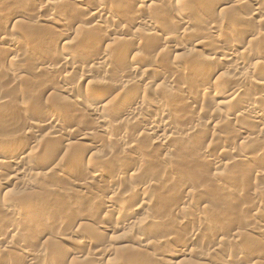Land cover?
Segmentation results:
<instances>
[{
	"label": "rangeland",
	"instance_id": "1",
	"mask_svg": "<svg viewBox=\"0 0 264 264\" xmlns=\"http://www.w3.org/2000/svg\"><path fill=\"white\" fill-rule=\"evenodd\" d=\"M45 1H47V0H0V39L3 36H6L7 34L13 33V34H15V35H13V37L15 36L14 39L15 40L17 39L16 41L18 43L17 44L18 48H20L21 45L26 44V43L28 45H32L34 47H40L41 44L43 45V46H41L42 48L40 47L41 50L39 49L40 51L35 53L36 56H35V54L29 55V56L25 55L26 59L24 57V59H25L24 64L28 65V67H26L27 69L26 68H24V69L18 68L17 65L16 66L11 65L10 61H11V58L13 57V55L10 56L11 54L9 52H7V51L2 52L0 50V53H2V54H0V97L8 95L7 100H9V99H10V101H11V99L13 100L12 105H9V106L5 105L3 107V109L5 111L2 109V111H3L2 116L3 117L0 116V118L2 117L3 120L0 119V121H1L0 122V137H1L0 139L5 138L6 136L12 134L13 131L11 132L12 129L9 127L10 126L9 124H10V121L12 123V121L14 119H15L14 122L17 121L16 125H18V127L28 128L31 126L30 125V122H31L30 118L32 116H29V114L25 115L26 113L23 114V112L21 113L18 110L17 105L19 103H22V102H23L22 106L26 105V108H28V109H29V107L33 106V107H35V108H33V110H35L36 107L39 105V107H37L38 108L37 111L38 110L41 111V109L47 108V109L52 110V111L54 110L53 112H55L56 114L62 115L64 117V119L66 120V123L64 125H62V128H65V130L68 128H69L68 130H71L72 128L74 129V128L78 127V128H82L85 130H87V128L88 129L91 128V129H94L96 131L97 129H96V126L94 125L95 121H93L94 120L93 117L89 116V114H87L86 112L85 113L83 112L84 115L82 112H80V113L72 116L71 114H69L67 112V111H69V109H68L69 106L67 107L65 105V104H67V102H65V104L64 103L62 104L61 102L63 101V99L65 100V99L71 98L73 94L77 93V88L79 86L78 82L80 81V79L82 80V73L85 74V72H86L85 70L89 69V68H87L90 65L89 63H92L91 61L88 63V59H87V61H85L86 59L84 60V58L88 56V54H89L88 50H90V48H92L91 46H93V48L96 50L98 49L97 51H99V50L103 51L104 49H106V47L110 50H112L113 48L117 49V48L121 47L122 44L125 45L126 41L128 40L127 38H129V36L133 33H136L138 35L140 34V37H142V40H144V41L141 40L142 43L140 42V43L134 44L132 46L134 49H131V51L129 50L127 52V55L123 56L121 58V60L124 59L123 61H124L125 65L127 63H128V65H130L131 63L134 64L132 62L134 54H139V56H142L141 58H144L141 61V62H143V60H145L142 63V66H145V64L146 65L152 64L150 69L153 68V65H154V67H157V66H160L162 64L161 65L162 67L160 66L162 69L164 68L166 71H168L171 68V70L174 71L177 69L174 68L172 65H169V64H174L175 62L176 63H182V69L181 68L178 69L177 72L174 71L175 72V74H174L175 78L174 77L173 78L168 77V76H164V77L156 76L151 71L143 74V72H140V70H138V74H136V75L141 77L142 80L140 79L141 82L134 84V86L137 88V89L135 88V90H137L139 93L142 92V95H145V98H147V100L150 101L152 99L151 102L148 101L149 104L146 105V107H149V108L147 110H144V111L142 110V112H145L144 114L147 113L146 115L151 116V114H153L155 112H156V114L161 112L160 110L162 109V112L164 111L167 115V117H166L167 119L165 118V116L163 117V119H166L167 121L173 123L174 124L173 126L177 125V128L178 127L180 128V129H178L179 131L185 129L184 127H186V126L189 127V126L196 125V124L204 125L206 123H209L210 120H213V121L221 120V121H220V125L218 127H215L213 130H211L212 129L211 125L208 128H203L202 131H206L205 134H204V132L201 131L198 133V137H197V134H194V135H196V136L193 135L194 137L189 136L190 139L189 138L180 139L182 137H178L180 140L178 139L177 141H174V139H176L177 137L171 138L170 141L171 140L172 141L170 142L168 149L164 150V151L161 148L158 149V147L152 148L153 150L149 149L150 143L146 141L148 139L147 138L142 139L141 132L139 131V130H142V129H140V124L136 125L135 122H134L135 127L132 126L130 128V131H129V129L124 130V128H120V126H117V129H115V128L112 129L110 131L109 135H111V137L113 139L109 135L107 137L102 138V139H104V138L110 139L111 144L105 143L106 141L109 142V140L107 139L105 142L102 143L103 146H101V145L99 146L97 151L95 150L94 153H93V151L88 152V154L85 150H81L82 147L79 146V141L76 139L75 135H68V136L64 135L63 139H60V141L55 140V141H53V143H52V141L50 143L45 142L46 137H44L45 136L44 134L47 132H50V131H54V129H51V130L46 129V127L44 125H42L41 122L39 124L42 126L35 129V131L37 133H33V134L31 133L35 137V139L32 135H29V134L24 135L23 133H21V134L20 133H17V134L14 133V134L18 135L17 139L20 142L21 141L24 142V143H22L24 145V147H28L27 148L28 150L35 151L36 155L32 152L31 153L32 155L30 157L31 159H29V161H31V162L33 161L34 164L38 163L37 164L38 166L40 164L39 168H41V166L47 167L49 164H53V163H61V164H62V162H63V164L67 163L69 155L71 156L72 152H75L72 154H78V152H79V154H82L81 153L82 151L86 152V153H84V152L83 153H84V155L87 154V155H85V157H86V160L88 163H89V160L87 158H90L89 155H94V154H96V152H97L96 155L99 154L98 156H95V157L93 156L95 158V159L93 158L94 161L92 160V157L90 158V160H91L90 162H92V163H90V165H91L90 168H88L89 164L87 165L86 161H85V163H83V165L79 164L78 166L73 167V168L70 166H67L68 168L66 166H64V167H66L65 171L68 173L67 174L64 171V173H66L68 175V176L65 175L66 178H57L54 175L50 176L51 178L53 177L52 178L53 180L49 179L46 181V182H49L50 180H52L50 183L43 182V186H42V184L40 186H38L40 183H42V181L40 183H38L37 185L33 184L35 181H40L37 178H35L34 179L35 181H34L33 179L29 178L30 176L27 177V178H29L28 179L29 184L31 186H33L30 188V185H29V189L34 188L32 191L37 190L36 192H31L29 190L23 189L22 181H19L17 183L18 180L11 178V174H10L11 170L1 171V173H0V201L1 200L2 201L3 200L10 201V203H11V201L17 202L18 201L17 199H20V200L22 199L20 197H23L22 200H24L25 197L29 198V197H32L33 195L39 194L38 193L39 189L40 190L42 189L40 194L46 196V198L45 197H42V198L38 197V196H40V195H38V196H36V197L34 196V197L35 198L38 197V199L39 198H41V199L38 200V199L33 198V200H31L32 198H30L28 201L31 200L32 201L31 204L34 205V209L36 206H37L36 209H38L39 207H41V205H39L40 202L37 203V201L41 200V203H44L43 201L45 199H47V200H45L46 202L42 205H44V208H46V209H48V208L51 209L49 212H52L50 215L51 221L49 222L50 224L48 225V227L44 228L42 225V227L39 228L37 226L38 224L34 225L33 223H31L34 226L30 225L29 222H31L32 219L29 221L28 220L25 221V218H27L26 215L29 214L28 210H30V209H27V206L29 207L30 204H28V202H23V201L17 202V205L21 204L22 207L20 205L18 206L20 208H18L19 211L17 210L16 214L17 215L19 214L18 216H20V217H22V219H24L25 222L23 220L22 221L25 224L28 223V225H25V226H23L24 225L23 222L21 224V227L23 226L22 227L23 229H25V228L28 229V230L25 229V233L27 234L29 232L27 234L26 242H24V243H27V242L28 243L25 245L24 244H22V245L23 246L27 245L28 246L27 248L29 250L33 249L32 251H37V250L41 251L44 249L46 251L45 254L46 253L49 254V256L47 254L45 255L46 260H44V261L47 263L50 261V257L52 255H54L52 253L56 252L55 254L57 255L58 259H61V260H58L57 258L55 259L54 257L56 255H54L53 260L50 261V262H52V264H55V263L56 264H61V263L62 264H85V263H83L84 261L82 262V260H84L85 258H83L82 260L76 259V256H77L76 254L68 255L66 253L67 255L65 254L63 256H60L62 253L60 251V249L62 250V248H61L62 245H67V243L63 244L62 242H58L59 241L58 238L60 237V235H62L64 233H65V237H67L70 240L73 239V241H76L78 243V244L77 243L72 244V245H74L73 246L74 251L76 250V252L83 257L86 256V259L89 258L88 261H91L92 262V263L90 262L91 264H152V263L156 264V260L159 258V256H162L163 254L168 255L170 253V251H172V250L179 251L181 249L185 250L189 255H186L183 257H182V255H178V256L177 255L176 256L175 255L174 256L169 255L167 257V259H168V261H170V263H167V264H222L224 261H226L224 263L228 262L229 264H247V263L250 264V261H251V264H252V262L255 263V261H257V260L260 261L262 264L263 262L261 259L264 256V236H258L257 234H254L253 228L255 229V227L262 225L261 221H263V219H264V217H263L264 216V195H263L264 194L263 193L264 192V177H263L264 175L258 177V175H261L259 171H261L262 173L264 172V148H263L264 144L259 145L260 143H264V132L262 133L264 128H263V125H260L256 121L250 122L251 120L247 121V119H242V118L233 120L231 118L232 116L230 114H234L233 108H235V105H233L232 103L226 104V105L219 104L218 106L216 105L217 107L215 106V104L217 102H221V101L223 102L225 99L227 100L228 98H231L230 89H232L233 86H237L238 84L239 85L242 84V86H243V84H245V82H243V83L241 81L237 82L239 80L236 81V79H234L237 76L236 72L234 70L232 71V68L229 69V67L225 66L226 64H224V62H222V61L218 62L216 60L214 61L215 56L213 55V46L215 45L216 40L211 38V37L207 39V42L209 43L208 46H210L211 48L210 47H208V49L207 48L206 49L196 48L195 44L198 42L199 37L205 35L204 31H202L201 27H199V26H195V29H193V27H192V29L190 30L191 32L188 31V33H186L187 35L185 34V36L183 35V37H180V36H182V35H180L181 30H179L181 25L179 23H177V19L175 18V15H174L175 13H174L173 9H176V8L179 9L178 7L184 8L185 5L183 6V3L185 4L188 1H202V0H185L186 2L182 1V0H171V1L170 0H155L154 2H156V3L153 2L155 5H153V6L150 5L148 7L145 5L139 6V4L137 3V0H84V2L82 3L83 5L82 4L81 5L80 4H74V5L72 4V6H71V4H68V5H66L67 6L66 9H69V7L71 6L70 9H72L73 12L70 10L65 11L64 13H66L65 14L66 18L65 19L63 18V22H65V20H66L65 23L67 24L68 27L70 26L67 29V30H69V32L73 31V29H74V32H71L72 34H71L69 41L72 40L71 42L73 45L75 43V46L73 47V49H70V50L77 52L79 57L81 55V58L84 60L83 61L84 64H82V66L77 67V69H75V70H71V68H70L71 66L68 65L69 68L66 67L64 69H61L60 73H57L55 75L52 74L51 76L50 75L48 76L47 74H44V75L40 76V71L39 72L36 71V73L34 72L35 75H33L34 73L30 72V70H28V68H30L31 66L33 68H35L36 64L40 61H42L45 64L47 62L51 65L58 63V61H56V60H59V58H62V56L66 57L67 54L70 52V51H68L67 48L61 49L60 46L54 47L53 49L51 47V45L53 44L51 42L52 38L58 39V37L61 36V34H62V36L64 35L63 36L64 39L68 38L67 31L61 32L62 30H60V28H58L53 23V21L55 22L64 16V13L61 14L62 13L61 11H64L66 6H64V8H60V10L61 9H64V10H61V11L56 10L54 12V13H56L58 11L59 12L58 14L57 13L53 14V12H52L53 15H49L51 13L49 12V14H48V10L45 7V5H46ZM60 1H63L64 4L66 3L65 2L66 0H60ZM109 2H111V3H109ZM67 3H72V2H71V0H68ZM107 3L111 4V5L119 3L115 6L108 5L111 8L113 7V9H115V10L118 9V7L120 9L123 7L122 8L123 10L124 9L127 10V7H128V11H130V12L132 11V15H134V16L131 15V17H130L129 16L130 14H129L127 16L130 18L126 17V18H128L127 20H126V18L124 19V17L121 19H118V21H119L118 23H122V25H123L122 27H124V29L122 30V32H119L116 34L106 33L105 35H103L104 41L101 43V45L98 46V42L88 44L89 39L86 41V38H88V35L90 37V33L88 35H83L80 32L87 34V31L84 32V29H82L83 31L79 29L81 27L83 28V26L85 27L86 20L88 21V19L84 18V12H86L85 10L93 9L94 7H97L99 5H105ZM171 3H172V5H171ZM159 4H161V5H159ZM175 4H177L179 6H177ZM187 4L190 5L189 3H187ZM191 4L194 5L193 3H191ZM169 5L171 7L173 6V8H171ZM188 5H186V6L188 7ZM116 6H118V7H116ZM138 6H139V8H138ZM186 6H185V8H186ZM45 9L47 11H45ZM233 9H235V7ZM233 9L231 8V11L235 12V14L237 16L239 14L244 16L247 13H249L250 7L245 6V8H241L238 10L237 9L233 10ZM17 10L18 11L20 10V12L25 10L24 12L25 13L27 12V13L24 15H20V16L16 17L15 13L18 12ZM47 14L49 16H52V17H49L50 19L47 18V16H48ZM81 14H83V15H81ZM146 15H153L154 17H156L159 20L160 24L163 26L162 27L160 25V33H158V35H161V36H157L156 34L152 33V31H150L149 29H146L145 27H143L142 25L139 24V21L142 22L145 20ZM42 16L45 18H42ZM69 16H70V18H69ZM75 16H77V18L78 17H80V18H78V20H77V18ZM40 17L42 19H46L47 21L49 19V22L51 21V23H49L47 21H43L42 19H40ZM74 17L77 21L74 20L75 22L74 21L71 22L70 19L72 18L71 20H73ZM81 17H82V19H81ZM241 17H238V18H241ZM249 17H250V15H249ZM51 19H54V20H51ZM79 19H81L82 21L81 20L79 21ZM122 19H124L125 21ZM129 19H131V21ZM252 19L254 20L255 17L254 16L251 17V22H253ZM259 19L260 18H256L257 21ZM137 20H138V23H136ZM236 20H234L235 24L233 21L226 23V25L224 26V30H225L224 34L225 33L226 34L221 38V40H223L225 42L227 41L226 43H229L234 48V50L241 51L243 49V47L247 46L249 43V39L251 38L250 34H252V30H253V28H252L253 25H255L254 28H260L261 26L257 23L253 24L254 22L253 23L249 22L250 19L248 20V22L246 21L248 24L245 22V24H247L245 26L242 24L243 21H239V19L237 21ZM59 21H61V20H59ZM127 21H128V23H127ZM237 22L239 23V25L237 24ZM68 23H69V25H68ZM239 28H241V29H239ZM47 29H49V30H47ZM70 29H72V30H70ZM78 29L80 32H78ZM161 29H163V30L161 31ZM43 30L46 31L44 33H47L48 37L46 36V34L41 35L43 33ZM48 31H49L50 35H48L49 34ZM97 31L99 33V30H97ZM176 31H178L179 33H177ZM171 32H173V33H171ZM77 33H80V35L83 36L82 38L84 41H86V43L81 42L80 41L81 38L79 39V41L75 40V37H76V39H78L77 37H80V35L79 34L77 35ZM163 34H165V36ZM168 34H171V35L177 34L178 35V36H176L177 39L171 40L173 42H171L170 40H169V42L167 40L163 41V39ZM247 34L250 36H248ZM43 36L44 37L46 36L48 39L45 40L46 37L43 38ZM190 36H193V37H190ZM39 37H41L40 39H41V41H43L44 44L40 41ZM26 38H28V39H26ZM182 38H183V40H182ZM196 38H198V39H196ZM50 42H51V44H50ZM147 42H149V43H147ZM165 42H167V43H165ZM76 43L78 44V46L79 45L83 46V51L79 50L80 46L79 47L76 46L77 45ZM259 44H257V45L264 47V41L262 44H261V42H259ZM48 45H50V46H48ZM170 45L176 46L177 49L175 51L173 49V51H172L169 47ZM44 46H45V48H44ZM136 47H137V49H136ZM240 47L242 49H240ZM99 48H102V49H99ZM156 48H157V50H156ZM195 49H197V50H195ZM47 50H49V51H47ZM53 50H55V52ZM153 50H155V51H153ZM73 51H72L73 55H77ZM79 51L81 53L80 55H79ZM198 51H200V53ZM42 52H43V54H42ZM193 52H195V53H193ZM154 53H156V54H154ZM84 54L87 56H85ZM40 55H41V57H40ZM44 55H46V56H44ZM144 55L145 56L148 55V56L145 57ZM2 56L5 58H3ZM151 56L153 58H151L149 60L145 59V58H150ZM30 57H33V58L30 59ZM38 57H39V59H38ZM49 57H50V59H49ZM186 57L189 59H187ZM208 58L212 59V63H208V60H207V62L205 61ZM152 59L153 60L155 59V60L153 62H150ZM165 61L167 64L165 63ZM203 61L206 63H204ZM209 62H210V60H209ZM27 65H25V66H27ZM3 69L8 70L9 73L12 72L13 74L23 76L22 83L19 84L18 87H16V91L20 92L19 94H21L20 95L22 97V98H20L21 101H19V99L17 98L18 94L14 95L13 92H15V91L14 90H12L13 92L11 91L12 87L9 85L10 82L8 83V80H6V79H9L10 77L6 74L7 71L6 70L4 71ZM30 69L32 70V68H30ZM115 70H118V69L116 68ZM32 71H34V69ZM170 71H168V72H170ZM250 72L251 71H249V72L244 71V73L247 74L248 77L252 76V72L251 73ZM3 74H5V75H3ZM65 74L67 76H69V79L72 80V81L70 80V82L72 83L71 87L73 88L72 89L73 91L70 92L69 96L68 95L66 96V94L62 93V90H61V79H60V77H61V75H65ZM114 74H117V73L113 72V74H110V76H108L107 78H111V75L114 76ZM234 75H236V76H234ZM92 76H93L94 80H100V79L104 78L103 75L98 74V72L92 73ZM116 76H115V79H116ZM170 76H171V73H170ZM46 77H48V78H46ZM73 77H75V78H73ZM24 78H26V79H24ZM52 78H54V79H52ZM111 79H113V78H111ZM125 79H127V78H125ZM108 80H110V79H108ZM147 80H149V81H147ZM150 80H153V82L156 81V85H158L160 83H161L160 84L161 86L163 84H165V86H167V84H170V85L172 84V86H174L173 87L174 89L176 88L175 85L178 86L177 88H181L182 86H184V89H186L188 87L187 89L191 90L192 93L194 92L193 101H190L192 103L189 105L190 109H188V113L185 112L187 110L184 111V109L182 107L183 104H181L182 102L179 100L180 98L177 95H174L175 94L174 92L172 93V95L170 94L171 92H168L167 93L168 95H167L165 93L167 91H166V89H164V87H162V89H161V87L159 88L158 86L150 87L148 85H145V83H146L145 81H147V83H148V82H150ZM110 81H112V83H113V81H116V80H110ZM26 82H27V84H25ZM43 82L44 83L46 82L47 84L45 83V86H43L44 85ZM143 82H144V84H143ZM23 84H25V85H23ZM40 84L41 85L43 84V85L40 86ZM27 85H29V86H27ZM46 85L48 86L47 88H46ZM20 86H24V89ZM49 86L53 89L52 94H50L49 92L46 93V91L50 88ZM147 86L149 88H147ZM6 87H9V89H6ZM43 87H45V88H43ZM108 87L104 88L105 90L103 91V93L105 92L104 95L106 98V101H104V102H107L109 99H111V97H109V96H113V94H114L111 91L112 88L111 87L108 88ZM261 88L262 87H260L259 90H263ZM25 91L27 93H25ZM153 91H154V93H153ZM71 93H72V95H71ZM161 93H163V94L161 95ZM22 94H27L28 101H26L25 100L26 98L24 99V97H23L26 95H22ZM31 94H35V95L29 96ZM243 94H244V97H249L250 91L248 92L246 90ZM28 96L31 98H29ZM114 96L117 97L118 93L115 92ZM146 96H148V97H146ZM62 97H64V98L62 99ZM107 97H108V99H107ZM160 97L166 98V99L161 100ZM167 97H169L168 98L169 102L167 100ZM118 98H119L118 100L123 99V95H120V93H119ZM216 98H220V99H216ZM14 100H16V101H14ZM24 101H26L28 103L26 104ZM156 101H159L160 103L162 102L163 107H160V106H158L159 108L151 107V106L155 105L153 103ZM34 102H37V103H34ZM14 103L15 104L17 103V104L15 105ZM33 103H34V105H33ZM66 107H67V109H66ZM109 107H112V109H114V112L116 111V115H117L118 111L119 112L121 111V110H119L120 106L117 104H116V106L114 104V105L109 106ZM39 108H41V109H39ZM191 108H193V109H191ZM216 108H217V110H216ZM238 108H239L238 110L240 111L241 106ZM15 109H16V111H15ZM30 109H32V108H30ZM182 109L185 113L183 111H181ZM218 110H219V112H218ZM238 110H237V113H239ZM40 111H38V113L35 111L36 112L35 115L38 114L37 115L38 120H36L37 122L46 119V116H44L45 114L42 112L40 113ZM8 112L11 113V115L12 114L13 115H12V117L9 116V118L10 117L11 118L8 119L7 121H5L4 116L6 114L10 115ZM234 112H236V111H234ZM217 115L220 116L219 120H217L219 117ZM221 115H223V116H221ZM28 117H30V118H28ZM77 119H78V121H77ZM82 119H84V120H82ZM2 121H4V122L2 123ZM27 121H30V122H27ZM76 122H79V123H76ZM178 123H180V124H178ZM87 124H88V126H87ZM65 125H67L68 127H66ZM225 125H227V126L225 127ZM37 129H39V130L37 131ZM47 130H49V131H47ZM65 130H62V131H65ZM259 130H261V131H259ZM112 131H114L115 133ZM135 131H137V132H135ZM223 131H225V132H223ZM232 131H233V133H232ZM119 132L124 133L125 135L129 136L130 140H132V138L133 139L137 138L136 144L138 146H139V144H141L138 142H142L141 140H143V144H142L143 147L140 145L143 149L141 148L140 151L144 150V155H146L145 157H143L140 160V161H142L143 159H146L145 161H142V162L139 161L141 163L140 164L141 169L143 168V170H140V171H142V173L139 172L141 174L138 173L137 175H135V177L132 176V178H129V177H131V176H129V174H126V175L124 174V176H126L127 178H123L124 176H121V178H123L122 180L117 178L118 180H121V181H117L116 177L111 178V176H113V173H115V170H118L119 166H121L120 161H122V159L124 157L126 158V160L129 159L130 154L129 153L127 154L128 157H126L127 156L126 154L123 155V153L120 152V151H122L121 149L123 148L122 144H118L116 140L114 141V139H116V135H118ZM128 132H130V133H128ZM261 133H262V135H261ZM19 134L21 135L22 138L19 136ZM95 134H97L96 139L99 138V140H102L100 137H98V136H100L99 133H95ZM132 134H133V136H132ZM200 134H203V136ZM223 134L228 135V136L230 135V136L225 137ZM216 135H218L219 137ZM250 135H251V137H253L255 135L258 136L259 141H261V142H259V143L257 142L258 143L257 144L255 141V143H256L255 144L254 142H251L252 140L247 141L245 138H248ZM40 136L44 137L45 140L43 138H41ZM62 136L63 135H61V137ZM140 136H141V139L139 138ZM213 137H214V139H213ZM225 138L230 139L229 141H231V142L233 141V144H234L233 149L231 151H229V153L226 152L227 154L219 148V146H218L219 143H217L220 140L225 139ZM216 139H218V140H216ZM104 140H102V141H104ZM183 140H185V141H183ZM37 141H39L43 145L39 144V142H37ZM112 141H114L115 143L114 142L112 143ZM180 141H182V142H180ZM37 143H38V145H37ZM47 143H49V146ZM44 144L47 145L46 148L44 147L45 146ZM146 144L147 145L149 144L148 145L149 148H147L148 146ZM104 145L107 147H105ZM209 146L211 149L208 148ZM259 146L262 148H260ZM52 147H54V149ZM144 148H146L147 150ZM207 148L210 150L211 154L213 153L212 155H215L217 158H219L224 163L227 162L226 159H229V157H234V155H235V157H236V158L234 157L235 163L228 164L225 168H221V169L215 168L214 169V167L211 166L210 162L208 163L207 161L202 160L203 158L201 155H202V153L203 154L205 153ZM45 149L46 150L49 149V150L46 151ZM73 149H74V151H73ZM155 149H157V150H155ZM260 149H262V150H260ZM150 150L152 151V153H154L155 156L152 153H150ZM109 151H112V152L117 151V152H115L117 154L122 153V155H121L122 158L120 159V161H118L119 160L118 157L117 158L114 157L116 155L115 153H112L113 157H109L111 155V154H109L110 153ZM49 152H50V154H48ZM66 152H67V154H66ZM244 152H247V153H244ZM106 153L109 155L107 156ZM237 153L243 154V155L249 154L248 156H250V157L252 156V157L248 160L242 161V159H239L237 157L238 156ZM258 154H260L262 157L261 161H259V162L255 160V158ZM104 155L106 156L105 157L106 159L103 158ZM151 155H153L154 158L153 157L149 158V156H151ZM192 155H194V156H192ZM162 156H164L163 159L169 160L163 166H161V163L163 164ZM155 157H157V158L160 157L158 159V161L161 160V162H157V159H155ZM37 158H39V159H37ZM43 158H45V159H43ZM111 158H113V159H111ZM148 158L149 159L152 158L153 161H151L152 159L149 161ZM170 158H172V159H170ZM196 158H199L202 161L199 162V161H197L199 159H196ZM52 159L55 162H53ZM96 159L98 161H96ZM104 159L107 161L104 162L105 161ZM183 159L184 160L186 159V160L184 161ZM188 159L190 161H188ZM237 159H239V160H237ZM113 160L118 161V163L116 161H113ZM123 160H125V159H123ZM173 160H175V163H177V164H175ZM193 160H195V162ZM50 161H52V163H50ZM58 161H60V162H58ZM47 162H49V163H47ZM103 162L104 163H111L112 162L111 163L112 165L111 164H110V166H109V164L104 165ZM145 162H147V163H145ZM150 162H153L154 164L153 163H152V165L148 164ZM155 162H157L159 164H157ZM144 164L147 166H150V167L152 166V167L148 169V167L145 166ZM185 164H187V165H185ZM64 165H66V164H64ZM153 165H154V167H153ZM159 165H160V167H158ZM98 166L99 167L109 166L108 168L109 169L112 168L111 170L113 172L112 175H110L108 178H104L103 180H100L99 183L96 182V186H98L99 188L101 186L102 187L105 186L104 188L101 187V189H100L103 191L99 192V191H96V189H94V190H91V193H90V191L88 193H85L84 198L81 199L82 201L79 200L80 203L77 200H74V198L71 196L73 193L71 191L73 190L72 188L74 187L73 185H70L71 181H76V182H77V180L80 181L81 177L85 178L84 176H86L85 173H87V172L89 173V174H87V177H89L90 174L94 173V171H93L94 169L97 170ZM113 166H115V169ZM167 166H168V168H167ZM171 166H173V167H171ZM91 167H95V168L91 170ZM116 167H118V169ZM44 168H41L42 171ZM63 169H65V168H63ZM84 169H86V170H84ZM152 169H154V170H152ZM155 169L158 170L159 172L156 171ZM146 170H147V172L148 171L154 172L155 177H153L154 178L153 183L155 185L153 184L154 188L152 187L154 189L153 193H152V191H150L151 192L150 194H152V195L147 194L149 196L146 197V202L144 204L145 207H144V205L142 206L143 207L141 209L142 211L140 210L139 212L134 214V216L131 215L133 217V219L131 221L138 222V223H144L143 227H145V228L142 227V229H144V230L141 231V229H140V231H138V229L132 228V226L130 227V225L124 224L128 218L126 220H123V218H120V217H119L120 219L119 218L117 219V217H118L117 214L114 216L112 214L110 215L109 213H107L105 211L104 207L102 208V205L107 200V194H108L106 191H104V189L106 188V186L109 185V183L117 181L116 183L113 184L114 186L112 185L113 187L111 186L110 188H113L115 190V187L116 186L118 187V185H119V187L116 189V192L118 191V195L121 194V196H126L130 193L129 190L131 191L132 189H134L135 186H137V184L141 185V183L145 182L144 180H146V181L150 180L151 181V179H153L152 177H151V179H147L150 177L149 176L146 177V175H147ZM166 170H167V172H166ZM83 172H84V175H83ZM160 172H161V175H159ZM258 172H259V174H257ZM214 173L218 174L216 176H218L219 179L216 176H214L215 179H212V176H213L212 174H214ZM255 174H257V175H255ZM139 175H141V176H139ZM154 175H152V176H154ZM163 175H164V177H162ZM255 176H257V177H255ZM220 177L222 179H220ZM133 178H135L136 180L135 179L132 180ZM143 178H145V179H143ZM61 179H62V181H61ZM112 179H115V180H112ZM210 179H211V181H210ZM31 180L34 182H32ZM68 180H70V181L68 182ZM130 180H131V182H130ZM155 180H157V181H155ZM213 180H214V182L212 183ZM26 181H27V179H26ZM120 182H122V184H120ZM139 182H141V183H139ZM151 182H149V184L147 182H145V183L150 185ZM35 183H37V182H35ZM169 183L175 185L178 188L179 192L177 191V194H176L178 197H176L175 195L173 197L172 195H170L166 192L167 191V184H169ZM129 184H131V185H129ZM156 185H157V187H156ZM69 186L71 189L69 188ZM180 187L183 189H180ZM152 188L150 190H152ZM49 190L50 191L53 190L52 193ZM197 190H199V191H197ZM43 191H47V192L45 193ZM189 191L193 192V193L191 192L189 194L190 196L186 194ZM26 192H30V194H25ZM60 192H61V195H58V194H60ZM156 192H159V193L156 194ZM33 193H35V194H33ZM53 193H55V194H53ZM63 193H65V194L63 195ZM257 193H259V194H257ZM91 194H92V196H91ZM57 196L59 197V199H57L58 198ZM60 196H62V197L60 198ZM151 196H152V198H151ZM228 196H230V197H228ZM226 198H229V200L232 201L231 203H234V204H232V208H226L224 206V204L226 202ZM256 198H258L259 200ZM60 199H62V200H60ZM71 200H73V201H71ZM180 200L182 202H184L185 204L182 203ZM5 201L2 203L0 202V206L3 203H5ZM24 201H27V200H24ZM33 201H34V203H33ZM20 202H23L24 204L20 203ZM7 203H9V202H7ZM95 203L96 204L98 203V204L96 205ZM70 204H71V206H70ZM87 204L88 205L90 204V205L88 206ZM146 204H147V206H146ZM260 204H262V205H260ZM23 205H25V207H23ZM50 205L52 208H50ZM54 205H56V206H54ZM123 206H124L123 207L124 209L127 208V209H125L126 210L125 212H127V214L129 212H131V210L134 209V207H131V205L126 206L124 204ZM32 207L33 206L31 205V208ZM136 207H138V206H136ZM147 207H148V210H147ZM20 209H22L23 211H20ZM34 209L32 208V210H34ZM0 210H1V207H0ZM69 210H71V211L69 212ZM72 210H74V211H72ZM64 211L69 213V217L66 218V220L64 222H66V221L67 222L64 223V225L61 227L62 230H60L57 223H58V220L61 219L60 215L62 213H64ZM171 211L174 213L172 218L169 216V215H172ZM258 211H260L259 212L260 214H259V216L258 215L256 216L257 217V219H256L254 216H255V213H257ZM156 212H158V213H156ZM167 212H168V214L171 213L169 215L167 214V216L169 218L166 216ZM148 213H150V214L152 213V214H156V215L158 214L157 215L158 217H162V213H163L164 214L163 216H165V217H164V219L162 217V220H161L162 223H160L154 227L152 224H150L147 221L148 218H146V217H148L147 216ZM178 213L180 216L177 215ZM21 214H22V216H21ZM58 214H60V215H58ZM73 214H75L74 216H76V217L78 215V218L81 217V214H82V217H84V218H87L89 216V218H91L93 220L92 222H94V223L89 222L90 225L85 224L86 226H84V225L82 226L81 225L82 222L74 223L76 220H74L75 218H73L74 217ZM106 214L108 216H110L111 219H110V217L108 218V216ZM159 214L161 216H159ZM176 216L180 217L182 220L180 219L181 221H179V218H177ZM174 217L177 219V221L179 223H177V224H175L176 222L169 223L168 220L173 219ZM260 218L261 219L263 218V219L261 220ZM258 223L260 225H258ZM82 224H84V223H82ZM93 226L94 227H98V226L100 227L101 226L100 227L101 230L98 232H95V233H97L95 235H93V233H91V232L95 231L92 229V228H94ZM6 227H7V224L4 223L3 221L2 222L0 221V228H1L0 229V239L6 240V243L10 242V245H11L10 246L11 249H10L9 245L8 244L6 245V243L0 244V264H27L26 259H25V255L21 251V249L23 250V248L20 249L19 246L13 247L14 245H16V242L18 243L20 241V239L14 238L12 240L13 237L6 231ZM194 227L200 228L201 231L196 234V231H195L196 229H194ZM248 227H250L251 229L247 230ZM67 229H69V230H67ZM71 229H72V231H75V232L78 229L77 232L80 231L81 235L78 237L73 233H72L73 234L72 235L71 234L72 231H70ZM235 231L238 232L237 234L239 236L237 237L238 239L236 238L237 242L235 241V244H234V241L232 242L231 240H232L234 234H236ZM30 232H32V233L30 234ZM241 232H242V234L240 235ZM91 234L93 236H90ZM86 235L89 236V237L87 236L89 240L87 239V237L84 240L83 236H86ZM57 236H59V237H57ZM144 236L146 239H149L152 242H155V239H158L157 242H160L159 244H161V245L157 244L158 246H155L154 248H151V249H145V248L141 247L139 244V240L145 239ZM29 237H31V238H29ZM166 237H168V238L173 237V240L169 241L168 244L164 243L163 239H165ZM81 238H83V239H81ZM187 238H194V242L190 243V245L189 244L186 245L185 241ZM214 238L215 239H221L222 243L224 244V245L222 244L220 246L219 251H211L213 249L214 244H215ZM224 239H226V240H224ZM223 241H225V242H223ZM53 242H54V244H53ZM99 244H101V245H99ZM59 245H60V247H59ZM68 245H70V243ZM182 245H183V248H181ZM48 246L49 247L51 246V247L49 248ZM47 248L50 251H51V248L54 250H52V252L49 253V251H47ZM55 250H58V253ZM100 250H102L103 253L105 252V255L101 256V252L98 253V251H100ZM41 252H43V251H41ZM212 252H214V254ZM6 253H8V254H6ZM166 253H168V254H166ZM204 253L205 254L207 253V255H209V257H207V259L203 260L202 256ZM50 254H52V255H50ZM94 254H96L97 256ZM151 255H153V256H151ZM7 256H9V257H7ZM150 256H151V258H150ZM97 257H99V258H97ZM9 258L12 259L13 261L10 260ZM97 259H99V260H97ZM54 260H57V261L55 262ZM44 261H43V264L45 263ZM79 261H81L82 263L81 262L77 263ZM50 262H49V264H50ZM86 263H88V262H86Z\"/></svg>",
	"mask_w": 264,
	"mask_h": 264
},
{
	"label": "bare ground",
	"instance_id": "2",
	"mask_svg": "<svg viewBox=\"0 0 264 264\" xmlns=\"http://www.w3.org/2000/svg\"><path fill=\"white\" fill-rule=\"evenodd\" d=\"M155 0H137V3L139 4V6L140 5H145V6H150V5H155L154 3H156V2H154ZM171 1V0H170ZM182 1H185V0H182ZM66 3L64 4V2L63 1H60V0H47V1H45V3H46V5H45V7H46V9L48 10V14H49V12L51 13V14H49V15H53V14H58L59 12L57 11L56 13H54L56 10H60V8H64V6H66V5H68V4H71V6H72V4L74 5V4H82L83 2H84V0H71V2L72 3H67L68 2V0H66L65 1ZM154 2V3H153ZM169 2V1H168ZM186 2V1H185ZM195 2V3H194ZM109 3H111V2H109ZM115 3V2H114ZM113 3V4H114ZM187 3H189L190 5H188ZM191 3H193L194 5H192ZM117 4H119V3H116V4H114V5H111V4H105V5H99V6H97V7H94L93 9H88V10H85L86 12H84V18H86V19H88V21L86 20V25H85V27L83 26V28L81 27V28H79L80 30H82V29H84V32L85 31H87V34L86 33H83V32H80L79 31V29H78V32H80V33H82L83 35H88L89 33H90V37H89V35H88V38H86V41L88 40V44L89 43H94V42H98V46L99 45H101V43L104 41V36L103 35H105L106 33H110V34H116V33H119V32H122V30L124 29V27H122L123 25H122V23H118L119 21H118V19H121V18H123L124 17V19L126 18V17H128L127 15H129L130 17H131V15H132V11L130 12V11H128V7H127V10L126 9H120L118 6H116V7H118V9H113V7L111 8L110 6H115V5H117ZM162 4V3H161ZM161 4H159V5H161ZM181 4V3H180ZM83 5V4H82ZM108 5H110V6H108ZM125 5V4H124ZM171 5H172V3H171ZM174 5V4H173ZM175 5H177V4H175ZM186 5H188V7L186 6V8H185V6ZM264 0H202V1H188V2H186L185 4L183 3V6H184V8L183 7H178L179 9H173V11H174V15H175V18L177 19V23H179L180 25H181V27H180V29L179 30H181V33H180V35H182V36H180V37H183V35L185 36V34L186 33H188V31L189 32H191L190 30L192 29V27H193V29H195V26H199V27H201V30L202 31H204V33H205V35L204 36H201V37H199V39L198 38H196V39H198V42L195 44V47L196 48H203V49H208V47H210V46H208V42H207V39L208 38H213V39H215L216 40V42H215V45L213 46V55L215 56V58H214V61L216 60V61H222V62H224V64H226L225 66H227V67H229V69H231L232 68V71L234 70L235 72H236V75H234V76H236V78H234V79H236V81L237 80H239V81H237V82H245V84H243V86H242V84L241 85H237V86H233L232 87V89H230V96H231V98H228L227 100L225 99L223 102L221 101V102H217L216 104H215V106L217 105H219V104H222V105H226V104H230V103H232L233 105H235V108H233L234 109V111H236V112H234L233 111V113L234 114H230L232 117V119L233 120H236V119H240V118H242V119H247V121H250V122H252V121H256L257 123H259L260 125H263V128H264V47H261V46H258L257 44H259V42H261V44L263 43V41H264ZM70 6V7H71ZM139 6H138V8H139ZM170 6V5H169ZM177 6H179V5H177ZM245 6L246 7H250V9H249V13H247L246 15H244V16H242V15H236L235 14V12H232L231 11V8L233 9L234 7H235V9H233V10H238V9H241V8H245ZM44 7V6H43ZM69 7V6H68ZM70 7H69V9H66L67 8V6L65 7V10L64 9H61V10H64V11H61L62 13L61 14H63L65 11H68V10H70V11H72L73 12V10L72 9H70ZM125 7V6H124ZM143 7V6H142ZM171 7V6H170ZM169 7V8H170ZM23 8V7H22ZM141 8V7H140ZM144 8V7H143ZM171 8H173V6L171 7ZM45 9V11H47ZM120 9V10H119ZM41 10V9H40ZM165 10V9H164ZM18 11V10H17ZM22 11V10H21ZM25 11V10H24ZM24 11H22V12H20V10L18 11V12H16L15 14H16V17H18V16H20V15H24V14H26ZM44 11V12H45ZM69 11V12H70ZM52 12H53V14H52ZM47 13V12H46ZM71 13V12H70ZM47 14V15H48ZM65 14L66 13H64V16H65ZM148 14V13H147ZM47 16V18H49V17H52V16ZM60 15V14H59ZM81 15H83V14H81ZM80 15V16H81ZM249 15H250V17H249ZM61 17L59 20H61V21H59V20H57V21H53V23H54V25H56L58 28H60V30H62L61 32H66L67 31V34H68V38H66V39H64L63 38V36H62V34H61V36H59L58 37V39H53L52 38V40H51V42L53 43L52 45H51V47H52V49L54 48V47H58V46H60L61 47V49L62 48H64V49H68V51H70L68 54L70 55H68L67 54V56L66 57H63L62 56V58H59V60H56V61H58V63H55V64H49V63H47L46 62V64L45 63H43L42 61H40V62H38L37 64H36V66H35V68H33L32 66L30 67V68H32V70L34 69V71H32L30 68H28V70H30V72H35L36 73V71H40V76L41 75H44V74H47L48 76L50 75H55V74H57V73H60V71H61V69H64V68H69L68 67V65H70L71 67V70H75V69H77V67H79V66H82V64H84V60L85 61H87V59H88V63L91 61L92 63H89L90 65H89V67H87V68H89L88 70H85L86 72H85V74H83L82 73V80L80 79V81L78 82V84H79V86H78V88H77V93L76 94H73L72 95V93H71V95H72V97L71 98H68V99H63L64 97H62V99H63V101L61 102L62 104L64 103L65 104V102H67V104H65L67 107H68V109H69V111H67L69 114H71L72 116L73 115H75V114H78V113H80V112H86L87 114H89V116H91V117H93L94 118V120L93 121H95L94 123V125L96 126V131L94 130V129H91V128H87V130H85V129H82V128H78V127H76V128H72L71 130H68V129H66L65 130V128H62V125H64L65 123H66V120L64 119V117L62 116V115H60V114H56L55 112H53L52 110H49V109H47V108H44V109H41V108H39V109H41V111L40 110H38V111H40V113L42 112V113H44L43 115L44 116H46V119L45 120H42V121H36V120H38L37 119V115L38 114H36L35 115V113L37 112L38 113V111H37V107H39V105L36 107V109L35 110H33V108H35V107H33V106H31V107H29V109L28 108H26V105L25 106H22V103H19L17 106H18V110L22 113L23 112V114H25V115H27V114H29V116H32L31 118L30 117H28V118H30V121H27V122H30V127H28V128H22V127H18V125H16V123H17V121H15L14 122V120L12 121V123H11V121H10V128L12 129L11 130V132H12V134L11 135H8V136H6L5 138H2V139H0V173H1V171H6V170H11V178H13V179H15V180H18L17 181V183L19 182V181H22V187H23V189H25V190H29V191H31V192H36L37 190H35V191H32L33 189H29V178H31V179H35V178H37L38 180H40V181H35V182H37V183H35L34 181H32V182H34L33 184H38V183H40L41 181H42V183H40L38 186H40L41 184H42V186H43V182H46L47 180H49V179H52L50 176H56L57 178H66V176H68L67 174V172L65 171L66 170V167L67 166H70V167H76V166H78L79 164H82L83 165V163H85V161H86V163H87V165L89 164V167L88 168H90V163H92V162H90L91 160H90V158L92 157V160H93V158L95 157V156H98V155H96L97 154V152H96V154H94V155H89L90 156V158H87L88 160H89V163L87 162V160H86V157H85V155H87L88 154V152H92L93 151V153L95 152V150L97 151L98 150V148H99V146L101 145V146H103V142H105L107 139H102L103 137H107L109 134H110V131L112 130V129H117V126H120V128H124V130L126 129H129V131H130V128L132 127V126H134V122H135V124L136 125H138V124H140V129H142V130H139L140 132H141V136H142V139L144 138H147L148 140H146L147 142H149L150 143V148H149V144L147 145L148 147L147 148H149V149H152V148H154V147H158V149L159 148H161V149H163V151L164 150H167L168 149V147H169V144H170V142L172 141H170V139L171 138H175V137H177L176 139H174V141H177L179 138L178 137H182V138H180V139H184V138H189V136H193L194 134H197V137H198V133L199 132H201L202 131V129L203 128H208L210 125H211V130H213L215 127H218L219 125H220V121L221 120H219V118H220V116L219 115H217V116H219L218 117V119L217 120H219V121H213V120H210V122L209 123H206V124H204V125H201V124H196V125H192V126H186V127H184L185 129H183V130H178V129H180L179 127L177 128V125L176 126H173L174 124L173 123H171V122H169V121H167L166 119V117H167V115H166V113L163 111L162 112V109L160 110L161 112H159V113H157L156 114V112L155 113H153V114H151V116L150 115H146V114H144L145 112H142V110L144 111V110H147L149 107H146V105L147 104H149L148 103V101L149 100H147V98H145V95H142V92H138L137 90H135V86H134V84H137L138 82H141V77H139L138 75H136V74H138V70H140V72H143V74L144 73H147V72H149V71H151V72H153L156 76H160V77H164V76H168V77H174L175 78V72L174 71H176L177 72V70L178 69H182V63H174V64H169V65H172L174 68H176L177 70H171V68H170V70H168V71H170V72H168V71H166L164 68V70L161 68L162 66V64L160 65V66H157V67H154V65H153V68L152 69H150V67H151V65L152 64H148V65H146L145 64V66H142V63L145 61V60H143V62H141L142 61V59H144V58H141L142 56H139V54H134V56H133V63L134 64H130V65H128V63L125 65V63H124V59H122L121 60V58L123 57V56H126L127 55V52L130 50L131 51V49H134L132 46L134 45V44H137V43H140L141 42V40H142V37H140V34L138 35V34H136V33H133V34H131L130 36H129V38H127L128 40L126 41V43H125V45L124 44H122V46L121 47H119V48H113L112 50H110V49H108L107 47H106V49H104L103 51H101V50H99V51H97L96 49H94L93 48V46H91L92 48H90V50H88V52H89V54H88V56L87 55H85V56H87V57H83L84 58V60L81 58V53H80V51H79V55H80V57L78 56V54H77V52H74L73 50V52L75 53V54H77V55H73V53H72V51L70 50V49H73V47L75 46V43H74V45L72 44V40L71 41H69L70 40V37H71V32H74V29H73V31H70L69 32V30H67L69 27L67 26V24L65 23L66 22V20H65V22H63V18L65 19L66 18V16L65 17ZM74 16V15H73ZM78 16V15H77ZM77 16H75L76 18H77ZM132 16H134V15H132ZM242 16V17H241ZM255 17V19L253 20V22H251V17ZM57 17V16H56ZM75 17L73 18V20H71L70 19V21L72 22V21H74V20H76L75 19ZM130 17H128V18H130ZM238 17H241V18H238ZM248 17V18H247ZM42 18H45V17H43L42 16ZM41 17H40V19H42ZM69 18H70V16H69ZM78 18H80V17H78ZM78 18H77V20H78ZM128 18H126V20L128 19ZM133 18V17H132ZM256 18H260L258 21L256 20ZM50 19V18H49ZM49 19H48V21L46 20V19H42L43 21H47V22H49ZM68 19V18H67ZM81 19H82V17H81ZM81 19H79V21L81 20ZM124 19H122V20H124ZM238 20L239 19V21H243L242 22V24L245 26V25H247L248 23V20L250 19V21L249 22H251V23H253V24H255V23H257V24H259L261 27L260 28H254V26L255 25H253V30H252V34H250V35H248V36H250L251 38L249 39V43H248V45L247 46H244L243 47V49L240 47V49H242L241 51H238V50H234V48L229 44V43H226L225 41H223V40H221V38L226 34H224V26L226 25V23H229L230 21H233L234 22V20ZM241 19V20H240ZM51 20H54V19H51ZM76 20V21H77ZM84 20V19H83ZM121 20V21H122ZM130 21H131V19H129ZM165 20V19H164ZM236 20V21H237ZM256 20V21H255ZM82 21V20H81ZM125 21V20H124ZM238 21V22H239ZM247 21V22H246ZM75 22V21H74ZM237 22V24L239 25V23ZM245 22L247 23V24H245ZM49 23H51V21L49 22ZM70 23V22H69ZM69 23H68V25H69ZM127 23H128V21H127ZM136 23H138V20L136 21ZM139 24L140 25H142L143 27H145L146 29H149L150 31H152V33H154V34H156L157 36H161V35H158V33H160V22H159V20L156 18V17H154L153 15H146L145 16V20L144 21H139ZM163 24V23H162ZM234 24H235V22H234ZM241 25V24H240ZM242 25V26H243ZM72 26V25H71ZM74 26V25H73ZM126 26V25H125ZM162 26V25H161ZM165 26V25H164ZM249 26V25H248ZM163 27V26H162ZM232 28V27H231ZM236 28V27H235ZM234 28V29H235ZM239 29H241V28H239ZM246 29V28H245ZM244 29V30H245ZM47 30H49V29H47ZM70 30H72V29H70ZM97 30H99V33H98V31ZM163 29H161V31H162ZM199 30V29H198ZM197 30V31H198ZM227 30V29H226ZM76 31V30H75ZM83 31V30H82ZM97 31V32H96ZM236 31V30H235ZM243 31V30H242ZM42 32V31H41ZM44 32H46V31H44L43 30V33L41 34V35H43V34H46V36H47V33H44ZM96 32V33H95ZM170 32V31H169ZM174 32V31H173ZM173 32H171V33H173ZM177 33H179L178 31H176ZM175 32V33H176ZM239 32V31H238ZM245 32V31H244ZM48 33H49V31H48ZM70 33V34H69ZM80 33H77V35L79 34L80 35ZM92 33V34H91ZM165 33V32H164ZM232 33V32H231ZM11 34V33H10ZM7 34L6 36H3L1 39H0V50L3 52V51H7V52H9L11 55L10 56H12L13 55V57L11 58V61H10V63H11V65H14V66H18V68H22V69H24V68H26V67H28V65L27 64H24V61H25V59H26V57H25V55H33V54H35V53H37V52H39L41 49H40V47L41 46H43L42 44H41V46L40 47H34V46H32V45H28L27 43L26 44H23V45H21V47L20 48H18V43H17V39L15 40L14 39V37H13V35H15V34ZM66 34V35H67ZM162 34V33H161ZM241 34V33H240ZM48 35H50V33L48 34ZM76 35V36H77ZM164 36H165V34H163ZM187 35V34H186ZM246 35V34H245ZM45 36V37H46ZM142 36V35H141ZM176 36H178L177 34L176 35H171V34H168V35H166V37L163 39V41L165 40H167L168 42H169V40L171 41V40H174V39H177V37ZM196 36V35H195ZM228 36V35H227ZM44 36H43V38H45ZM48 37V36H47ZM45 38V40L46 39H48V38ZM83 36H81L80 35V37H77L78 39H76V37H75V40H78L79 41V39H80V41L81 42H85L86 43V41H84L83 40V38H82ZM190 37H193V36H190ZM41 37H39V39H40ZM154 38V37H153ZM26 39H28V38H26ZM149 39V38H148ZM155 39V38H154ZM224 39V38H223ZM30 40V39H29ZM182 40H183V38H182ZM40 41H41V39H40ZM142 41H144V40H142ZM151 41V40H150ZM197 41V40H196ZM42 43H43V41H41ZM51 42H50V44H51ZM75 42V41H74ZM77 42V41H76ZM80 42V43H81ZM125 42V41H124ZM171 42H173V41H171ZM29 43V42H28ZM100 43V44H99ZM142 43V42H141ZM147 43H149V42H147ZM165 43H167V42H165ZM44 44V43H43ZM77 44V43H76ZM145 44V43H144ZM47 45V44H46ZM84 45V44H83ZM109 45V44H108ZM113 45V44H112ZM172 45V44H171ZM169 46L170 47V49L173 51V49H174V51L177 49V47L176 46ZM260 45V44H259ZM48 46H50V45H48ZM76 46H78V44L76 45ZM80 46V45H79ZM78 46V47H79ZM86 46V45H85ZM119 46V45H118ZM89 47V46H88ZM101 47V46H100ZM135 47V46H134ZM42 48V47H41ZM44 48H45V46H44ZM77 48V47H76ZM81 48V49H80ZM110 48V47H109ZM142 48V47H141ZM164 48V47H163ZM211 48V47H210ZM40 49V50H39ZM49 49V48H48ZM86 49V48H85ZM99 49H102V48H99ZM136 49H137V47H136ZM237 49V48H236ZM51 50V49H50ZM78 50V49H77ZM76 50V51H77ZM79 50H81V51H83V46H80L79 47ZM150 50V49H149ZM156 50H157V48H156ZM195 50H197V49H195ZM47 51H49V50H47ZM54 52H55V50H53ZM67 51V52H68ZM153 51H155V50H153ZM52 52V51H51ZM152 52V51H151ZM163 52V51H162ZM196 52V51H195ZM195 52H193V53H195ZM199 53H200V51H198ZM5 53V52H4ZM130 53V52H129ZM145 53V52H144ZM161 53V52H160ZM191 53V52H190ZM197 53V52H196ZM0 54H2V53H0ZM6 54V53H5ZM42 54H43V52H42ZM51 54V53H50ZM56 54V53H55ZM83 54V53H82ZM87 54V53H86ZM141 54V53H140ZM153 54V53H152ZM154 54H156V53H154ZM49 55V54H48ZM47 55V56H48ZM130 55V54H129ZM143 55V54H142ZM35 56H36V54H35ZM39 56V55H38ZM43 56V55H42ZM44 56H46V55H44ZM52 56V55H51ZM145 56V55H144ZM143 56V57H144ZM148 56V55H147ZM147 56H145V57H147ZM3 57V56H2ZM1 57V58H2ZM24 57H25V59H24ZM40 57H41V55H40ZM61 57V56H60ZM155 57V56H154ZM191 57V56H190ZM3 58H5V57H3ZM31 58H33V57H30V59ZM52 58V57H51ZM151 58H153L152 56L150 57V58H145V59H151ZM187 58V57H186ZM38 59H39V57H38ZM41 59V58H40ZM49 59H50V57H49ZM187 59H189V58H187ZM35 60V59H34ZM147 60V61H148ZM155 60V59H154ZM153 59L150 61V62H153L154 61ZM207 60H208V63H212V59H206L205 61L207 62ZM209 60H210V62H209ZM31 61V60H30ZM37 61V60H36ZM162 61V60H161ZM167 61V60H166ZM166 61H165V63H166ZM28 62V61H27ZM26 62V63H27ZM54 62V61H53ZM160 62V61H159ZM164 62V61H163ZM187 62V61H186ZM204 62V61H203ZM206 62H204V63H206ZM30 63V62H29ZM32 63V62H31ZM87 63V62H86ZM87 63V64H88ZM148 63V62H147ZM170 63V62H169ZM207 63V64H208ZM94 66H93V65ZM155 64V63H154ZM167 64V63H166ZM191 64V63H190ZM25 65H27V66H25ZM92 65V66H91ZM128 65V66H127ZM170 67V66H169ZM185 67V66H184ZM16 68V67H15ZM118 69V70H115V69ZM27 69V68H26ZM85 69V68H84ZM4 70V69H3ZM6 70V69H5ZM4 70V71H5ZM10 70V69H9ZM27 70V71H28ZM7 72H6V74L10 77L9 79H6V80H8V83L10 82V86L13 88H11V91L12 90H14L15 92H13L14 93V95L15 94H18V96H17V98L19 99V101H21L20 100V98H22L20 95L21 94H19L20 92H18V91H16V87H18L19 86V84H21L22 83V79H23V76H20V75H17V74H13L12 72V74L11 73H9V71L8 70H6ZM173 71V72H172ZM238 71V72H237ZM244 71H251L252 72V76L251 77H248L247 76V74H245L244 73ZM29 72V73H30ZM94 72H98V74H102L103 75V77L104 78H102V79H100V80H94V78H93V76H92V73H94ZM113 72H116L117 74H114V76L113 75H111V78H113V79H111V78H107L108 76H110V74H113ZM250 72V73H251ZM35 73L33 74V75H35ZM72 73V72H71ZM170 73H171V76H170ZM183 73V72H182ZM3 75H5V74H3ZM117 75V76H116ZM249 75V74H248ZM115 76H116V79H115ZM200 77V76H199ZM46 78H48V77H46ZM73 78H75V77H73ZM81 78V77H80ZM125 78H127V79H125ZM24 79H26V78H24ZM52 79H54V78H52ZM60 79H61V90H62V93H64V94H66V96L68 95L69 96V94H70V92H72L73 90V88L71 87V85H72V83L70 82V80L71 79H69V76H67L66 74L65 75H61V77H60ZM108 79H110V80H116V81H113V83H112V81H110V80H108ZM141 79V80H140ZM171 79V78H170ZM47 80V79H46ZM50 81V80H49ZM72 81V80H71ZM144 81V80H143ZM147 81H149V80H147ZM147 81H145L146 83H145V85H148V86H150V87H154V86H158L159 88L161 87V89H162V87H164V89H166V91L167 92H165L166 94L168 93V92H171L170 94L172 95V93L174 92L175 94L174 95H177L180 99V101L182 102L181 104H183V109H184V111L185 110H187V111H185L186 113H188V109H190V104L192 103V102H190V101H193V97H194V92L192 93L191 92V90H189V89H187L186 87V89H184V86H182L181 88H177L178 86L177 85H175L176 86V88L174 89L173 87L174 86H172V84L170 85V84H167V86H165V84H163L162 86L160 85V84H158V85H156V81L155 82H153V80H150V82H148L147 83ZM168 81V80H167ZM196 81V80H195ZM7 82V81H6ZM32 82V81H31ZM47 82V81H46ZM45 82V83H46ZM111 82V83H110ZM44 83V82H43ZM45 83H44V85L43 86H45ZM75 83V82H74ZM5 84V83H4ZM7 84V83H6ZM25 84H27V82L25 83ZM25 84H23V85H25ZM47 84V83H46ZM143 84H144V82H143ZM237 84V83H236ZM235 84V85H236ZM31 85V84H30ZM33 85V84H32ZM41 84H40V86H42ZM183 85V84H182ZM8 86V85H7ZM27 86H29V85H27ZM39 86V85H38ZM111 87L112 89H111V91H112V93H114L113 94V96H109V97H111V99H109L107 102H104V101H106V98H105V95H104V93H103V91L105 90L104 88H106V87ZM147 86V88H149ZM20 87H22L23 89H24V86H20ZM48 86L46 85V88H47ZM50 87V86H49ZM108 87V88H109ZM260 87H262L261 89H263V90H259V88ZM36 88V87H35ZM39 88V87H38ZM37 88V89H38ZM41 88V87H40ZM43 88H45V87H43ZM157 88V87H156ZM6 89H9V87H6ZM20 89V88H19ZM42 89V88H41ZM137 89V88H136ZM160 89V90H161ZM180 89V90H179ZM250 89V90H249ZM46 90V89H45ZM52 88L50 87L47 91H46V93L47 92H49L50 94H52L53 92H52ZM189 90V91H188ZM250 91V94H249V97H244V92L245 91ZM23 91V90H22ZM163 91V90H162ZM193 91V90H192ZM18 92V93H17ZM29 92V91H28ZM34 92V91H33ZM38 92V91H37ZM115 92H117L118 93V96L117 97H115L114 95H115ZM9 93V92H8ZM24 93V92H23ZM25 93H27L26 91H25ZM30 93V92H29ZM40 93V92H39ZM119 93H120V95H123V99H121V100H118L119 98ZM153 93H154V91H153ZM157 93V92H156ZM196 93V92H195ZM159 94V93H158ZM163 93H161V95H162ZM169 94V95H170ZM22 95H26V96H23L24 97V99L26 100V101H28V99H27V94H22ZM33 95H35V94H31V95H29V96H33ZM112 95V94H111ZM157 95V94H156ZM165 95V94H164ZM168 95V94H167ZM166 95V96H167ZM10 96V95H9ZM28 96V97H29ZM247 96V95H246ZM7 97H8V95L7 96H3V97H0V116H2V109H3V107L6 105V106H9V105H12L13 104V100L11 99V101H10V99L9 100H7ZM146 97H148V96H146ZM172 97V96H171ZM16 98V99H17ZM29 98H31V97H29ZM161 98V97H160ZM169 97H167V100H168V102H169V99H168ZM15 99V98H14ZM61 99V100H62ZM107 99H108V97H107ZM154 99V98H153ZM162 99H166V98H161V100ZM216 99H220V98H216ZM38 100V99H37ZM152 100V99H151ZM151 100L149 101V102H151ZM195 100V99H194ZM14 101H16V100H14ZM26 101H24L26 104L28 103V102H26ZM59 101V100H58ZM112 103H111V102ZM30 102V101H29ZM60 102V101H59ZM114 102V103H113ZM158 102V103H157ZM166 102V101H165ZM172 102V101H171ZM178 102V101H177ZM34 103H37V102H34ZM34 103H33V105H34ZM153 103V102H152ZM164 103V102H163ZM15 104V103H14ZM17 104V103H16ZM15 104V105H16ZM32 104V103H31ZM115 104V106H116V104L117 105H119L120 106V109L119 110H121L119 113L117 112V115H116V111L114 112V109H112V107H109V106H112V105H114ZM153 104H155V105H153V106H151V107H156V108H159L158 106H160V107H163V104H162V102L160 103L159 101H156V102H154ZM165 104V103H164ZM168 104V103H167ZM172 104V103H171ZM24 105V104H23ZM58 105V104H57ZM64 105V106H65ZM16 106V107H17ZM59 106V105H58ZM63 106V107H64ZM150 106V105H149ZM189 106V107H188ZM216 106V107H217ZM241 106V109H240V111L238 110L239 108L238 107H240ZM60 107V106H59ZM67 107H66V109H67ZM7 108V107H6ZM30 108H32V109H30ZM117 108V107H116ZM51 109V108H50ZM152 109V108H151ZM150 109V110H151ZM169 109V108H168ZM183 109L181 110V111H183ZM191 109H193V108H191ZM232 109V110H233ZM4 110V109H3ZM7 110V109H6ZM10 110V109H9ZM30 110V111H29ZM177 110V109H176ZM216 110H217V108H216ZM237 110L239 111V113H237ZM5 111V110H4ZM15 111H16V109H15ZM36 111V112H35ZM149 111V110H148ZM183 111V112H184ZM18 112V111H17ZM158 112V111H157ZM170 112V111H169ZM184 112V113H185ZM216 112V111H215ZM218 112H219V110H218ZM9 113V112H8ZM13 113V112H12ZM20 113V114H21ZM39 113V114H40ZM66 113V112H65ZM81 113V114H82ZM84 113H83V115H84ZM214 113V112H213ZM217 113V112H216ZM10 115H5L4 117H5V121H7L8 119H10L11 117H12V115H11V113H9ZM178 114V113H177ZM215 114V113H214ZM187 115V114H186ZM216 115V114H215ZM9 116H11L10 118H9ZM65 116V115H64ZM86 116V115H85ZM165 116V118L166 119H163V117ZM185 116V115H184ZM221 116H223V115H221ZM3 117V116H2ZM0 118V119H2L3 120V118ZM81 117V116H80ZM16 118V117H15ZM83 118V117H82ZM183 118V117H182ZM193 118V117H192ZM223 118V117H222ZM221 118V119H222ZM185 119V118H184ZM190 119V118H189ZM216 119V118H215ZM241 119V120H242ZM82 120H84V119H82ZM179 120V119H178ZM26 121V120H25ZM77 121H78V119H77ZM174 121V120H173ZM1 122V121H0ZM4 121H2V123H3ZM41 122V124L42 125H44L45 127H46V129H49V130H51V129H54V131H50V132H47V133H45L44 135V137H46V140L44 139V137H41V138H43L44 140H45V142H51L52 141V143H53V141H60V139H63V137H64V135H75V137H76V139L79 141V146L80 147H82L81 148V150H85L86 152H87V154H85L84 155V153H86V152H84V151H82L81 153L82 154H79V152H78V154H72V153H75V152H70L71 153V156L69 155V158H68V160H67V163H64V164H66V165H64L63 164V162H62V164L61 163H53V164H47L48 166L47 167H42L41 166V168H44L43 169V171H42V169L41 168H39L40 167V164H39V166L37 165V164H34V162L32 161H29V159H31L30 157H31V153L33 152L34 154H35V151H31V150H28L27 148L28 147H24V145L22 144V143H24V142H20L17 138H18V135H16L17 133H23L24 135L26 134H29V135H32L33 133H37L36 131H35V129L36 128H38V127H40V126H42V125H40L39 123ZM72 122V121H71ZM181 122V121H180ZM212 122V123H211ZM8 123V122H7ZM76 123H79V122H76ZM176 123V122H175ZM182 123V122H181ZM190 123V122H189ZM255 123V122H254ZM82 124V123H81ZM178 124H180V123H178ZM78 125V124H77ZM186 125V124H185ZM184 125V126H185ZM66 127H68L67 125H65ZM74 126V125H73ZM87 126H88V124H87ZM227 125H225V127H226ZM71 127V126H70ZM135 127V126H134ZM137 127V126H136ZM119 128V129H120ZM139 128V127H138ZM182 129V128H181ZM220 129V128H219ZM243 129V128H242ZM39 129H37V131H38ZM49 130H47V131H49ZM62 130H65V131H62ZM123 130V129H122ZM123 130V131H124ZM138 130V129H137ZM205 130V129H204ZM226 130V129H225ZM263 130V129H262ZM63 133H62V132ZM122 131V132H123ZM259 131H261V130H259ZM10 132V131H9ZM112 132H114V131H112ZM126 132V131H125ZM135 132H137V131H135ZM139 132V133H140ZM202 132H204V134H205V132L206 131H202ZM223 132H225V131H223ZM222 132V133H223ZM264 132V130L262 131V133ZM14 133H16V134H14ZM32 133V134H31ZM95 133H99L100 134V136H98V137H100L102 140H104V141H102V140H99V138L98 139H96V135L97 134H95ZM115 133V132H114ZM128 133H130V132H128ZM132 133V132H131ZM208 133V132H207ZM230 133V132H229ZM232 133H233V131H232ZM262 133H261V135H262ZM19 134V136L21 137V135ZM226 134V133H225ZM228 134V133H227ZM28 135V136H29ZM61 135H63L62 137H61ZM114 135V134H113ZM112 135V136H113ZM116 135V134H115ZM149 137H148V136ZM200 135H202L203 136V134H200ZM207 135V134H206ZM210 135V134H209ZM213 135V134H212ZM224 135V134H223ZM33 136V135H32ZM39 136V135H38ZM110 137H111V135H109ZM132 136H133V134H132ZM131 136V137H132ZM136 136V135H135ZM134 136V137H135ZM139 136V135H138ZM141 136L139 137L140 139H141ZM146 136V137H145ZM194 136H196V135H194ZM193 136V137H194ZM216 136H218V135H216ZM222 136V135H221ZM225 137H229L228 135H224ZM256 136V135H255ZM253 136V137H251V135L248 137V138H245L247 141H250V140H252L251 142H254L255 143V141H256V143L258 142H261V141H259V137L258 136ZM19 137V138H20ZM25 137V136H24ZM31 137V136H30ZM34 137V136H33ZM192 137V138H193ZM219 137V136H218ZM232 137V136H231ZM1 138V137H0ZM22 138V137H21ZM32 138V137H31ZM112 138V137H111ZM138 138V139H139ZM204 138V137H203ZM243 138V139H244ZM34 139H35V137H34ZM42 139V140H43ZM113 139V138H112ZM179 139V140H180ZM190 139V138H189ZM199 139V138H198ZM213 139H214V137H213ZM212 139V140H213ZM234 139V138H233ZM26 140V139H25ZM24 140V141H25ZM38 140V139H37ZM40 140V139H39ZM109 140V142L108 141H106L105 143H110L111 141H110V139H108ZM117 141V143L118 144H122V146H123V148L121 149L122 151H120V152H122L123 153V155L124 154H130L129 156V159H127L126 160V158L124 157L123 159H125V160H123L122 159V161H120V159L122 158V153L121 154H117V153H115V152H117V151H115V152H112V151H109L110 153L109 154H111L109 157H113V155H112V153H115L114 155V157H118V161H120V165L121 166H119V169H118V167H116L118 170H115V173H113L112 172V168L111 169H109L108 167L110 166V164L112 163H104V162H106L107 160H105L106 158V156L104 155L103 156V158H105L104 160V165H106V164H109V166H101V167H97V170H95L94 168L95 167H91V170L92 169H94L93 171H94V173L93 174H90L89 175V177H87V174H89L88 172L87 173H85V175L86 176H84L85 178H83V177H81V180L79 181V180H77V182L76 181H71V184L70 185H73L74 187L72 188L73 190L71 191V192H73L72 193V197L74 198V200H77L78 202H79V200H81L82 198H84V194L85 193H88L89 191H90V193H91V190H94V189H96V191H103V190H100L101 189V187L99 188L98 186H96V182L97 183H99L100 182V180H103L104 178H108L110 175H112V173H113V176H111V178H113V177H116V179L118 178V179H123V178H127L126 176H124V174L126 175V174H129V176H131V177H129V178H132V176H134L135 177V175H137L139 172H141L142 173V171H140V170H143V168L141 169V163L140 162H142V161H145L146 159H143L142 161H140L143 157H145L146 155H144V150H142V151H140L141 150V148L143 147V140H141L142 142H138V143H141V144H139V146L136 144L137 143V138L136 139H133L132 138V140H130V138H129V136H127V135H125L124 133H118V135H116V139H114V141ZM186 140V139H185ZM185 140H183V141H185ZM196 140V139H195ZM216 140H218V139H216ZM215 140V141H216ZM230 139H227V138H225V139H222V140H220L219 142H217V143H219L218 144V146H219V148L222 150V151H224L225 153L226 152H228L229 153V151H231L232 149H233V141L231 142V141H229ZM35 141V140H34ZM114 141H112V143L114 142ZM235 141V140H234ZM37 142H39V141H37ZM44 142V143H45ZM180 142H182V141H180ZM49 143H47L48 144V146H49ZM57 143V142H56ZM104 143V144H105ZM115 143V142H114ZM255 143V144H256ZM257 143V144H258ZM39 144H41V145H43L42 143H40L39 142ZM111 144V143H110ZM176 144V143H175ZM180 144V143H179ZM184 144V143H183ZM263 145L264 143H260L259 145ZM37 145H38V143H37ZM45 145V144H44ZM51 145V144H50ZM142 147H141V146ZM28 146V145H27ZM46 146L47 145H45L44 147L46 148ZM78 146V145H77ZM105 146V145H104ZM173 146V145H172ZM256 146V145H255ZM57 147V146H56ZM105 147H107V146H105ZM111 147V146H110ZM235 147V146H234ZM258 147V146H257ZM260 147V146H259ZM32 148V147H31ZM50 148V147H49ZM53 149H54V147H52ZM79 148V147H78ZM139 148V149H138ZM208 148H210V146L208 147ZM207 148V150L205 151V153L203 154L202 153V160H204V161H207L208 163L210 162V164H211V166H213L214 167V169L216 168V169H221V168H225L228 164H232V163H235L234 161H235V155H234V157H229V159H226L227 160V162H223V161H221L219 158H217L215 155H212L211 154V152H210V150ZM260 148H262V147H260ZM264 148V147H263ZM104 149V148H103ZM107 149V148H106ZM143 149V148H142ZM144 149H146V148H144ZM160 149V150H161ZM190 149V148H189ZM211 149V148H210ZM251 149V148H250ZM259 149V148H258ZM46 150V149H45ZM49 150V149H48ZM48 150H46V151H48ZM63 150V149H62ZM80 150V149H79ZM109 150V149H108ZM115 150V149H114ZM147 150V149H146ZM145 150V151H146ZM153 150V149H152ZM155 150H157V149H155ZM188 150V149H187ZM192 150V149H191ZM260 150H262V149H260ZM45 151V152H46ZM73 151H74V149H73ZM78 151V150H77ZM159 151V150H158ZM162 151V152H163ZM44 152V153H45ZM84 152V153H83ZM148 152V151H147ZM69 153V152H68ZM119 153V152H118ZM146 153V152H145ZM149 153V152H148ZM147 153V154H148ZM150 153H152V151L150 150ZM149 153V154H150ZM171 153V152H170ZM244 153H247V152H244ZM249 153V152H248ZM263 153V152H262ZM48 154H50V152L48 153ZM60 154V153H59ZM66 154H67V152H66ZM91 154V153H90ZM105 154V153H104ZM107 154V153H106ZM109 154H107V156L109 155ZM153 155H154V153H152ZM227 154V153H226ZM236 154V153H235ZM238 154V153H237ZM36 155V154H35ZM41 155V154H40ZM119 155V156H118ZM153 155H151V156H149V158L150 157H153L154 158V156ZM199 155V156H200ZM249 155V154H248ZM248 155H243V154H238V158L239 159H242V161L243 160H248V159H250L251 157L250 156H248ZM45 156V155H44ZM65 156V155H64ZM67 156V155H66ZM94 156V157H93ZM166 156V155H165ZM174 156V155H173ZM192 156H194V155H192ZM198 156V155H197ZM196 156V157H197ZM263 156V155H262ZM34 157V156H33ZM46 157V156H45ZM120 157V158H119ZM126 157H128V155L126 156ZM163 157L164 156H162V159H163ZM167 157V156H166ZM170 157V156H169ZM178 157V156H177ZM40 158V157H39ZM39 158H37V159H39ZM48 158V157H47ZM65 158V157H64ZM101 158V157H100ZM148 158V159H149ZM160 157H155V159H157V162H161V160H159L158 161V159H159ZM168 158V157H167ZM176 158V157H175ZM183 158V157H182ZM200 158V157H199ZM199 158H196V159H199ZM43 159H45V158H43ZM42 159V160H43ZM95 159V158H94ZM102 159V158H101ZM111 159H113V158H111ZM152 159V158H151ZM151 159H149V161L151 160ZM154 159V160H155ZM169 159V158H168ZM170 159H172V158H170ZM201 159V158H200ZM197 160V161H202V160ZM239 159H237V160H239ZM261 159H262V157H261V155L260 154H258L257 156H256V158H255V160L256 161H261ZM51 160V159H50ZM53 160V159H52ZM179 160V159H178ZM184 160V159H183ZM186 160V159H185ZM184 160V161H185ZM46 161V160H45ZM94 161V160H93ZM96 161H98L97 159H96ZM103 161V160H102ZM112 161V160H111ZM113 161H116V160H113ZM118 161H116L117 163H118ZM140 161V162H139ZM151 161H153V159L151 160ZM169 160H167V159H163L162 160V162H163V164L161 163V166H163L166 162H168ZM174 161V163H175V160H173ZM180 161V160H179ZM183 161V162H184ZM188 161H190L189 159H188ZM194 162H195V160H193ZM53 162H55L54 160H53ZM58 162H60V161H58ZM157 162H155V163H157ZM254 162V161H253ZM45 163V162H44ZM47 163H49V162H47ZM50 163H52V161H50ZM145 163H147V162H145ZM152 163L153 162H150V163H148V164H150V165H152ZM172 163V162H171ZM173 163V164H174ZM94 164V163H93ZM116 164V163H115ZM143 164V163H142ZM154 164V163H153ZM157 164H159V163H157ZM168 164V163H167ZM175 164H177V163H175ZM179 164V163H178ZM42 165V164H41ZM112 165V164H111ZM119 165V164H118ZM145 165V164H144ZM170 165V164H169ZM185 165H187V164H185ZM64 166H66V167H64ZM85 166V165H84ZM145 166H147V165H145ZM166 166V165H165ZM174 166V165H173ZM173 166H171V167H173ZM114 167V169H115V166H113ZM121 167V168H120ZM143 167V166H142ZM148 167V169L149 168H151L150 166H147ZM153 167H154V165H153ZM158 167H160V165L158 166ZM157 167V168H158ZM63 168H65V169H63ZM68 168V167H67ZM85 168V167H84ZM167 168H168V166H167ZM145 169V168H144ZM164 169V168H163ZM84 170H86V169H84ZM151 170V169H150ZM152 170H154V169H152ZM156 170V169H155ZM165 170V169H164ZM64 171L67 173H64ZM156 171H158V170H156ZM153 171H148L147 172V170H146V173H147V175H146V177H150V178H147V179H151V177L153 178V177H155V175H154V172L152 173ZM159 172V171H158ZM166 172H167V170H166ZM260 172V174L261 175H258V177H260V176H263L264 174V172L262 173L261 171H259ZM259 172L257 173V174H259ZM92 173V172H91ZM141 173H139V174H141ZM131 174V175H130ZM158 174V173H157ZM156 174V175H157ZM166 174V173H165ZM257 174H255V175H257ZM66 175V176H65ZM83 175H84V172H83ZM145 175V174H144ZM152 175H154V176H152ZM159 175H161V172L159 173ZM213 176H212V179H215V177L214 176H216V175H218V174H212ZM30 176V177H29ZM121 176H124L123 178H121ZM139 176H141V175H139ZM210 176V175H209ZM220 176V175H219ZM27 177H29V178H27ZM33 177V178H32ZM50 177V178H49ZM55 177V178H56ZM145 177V178H146ZM162 177H164V175L162 176ZM211 177V176H210ZM209 177V178H210ZM216 177H218V176H216ZM247 177V176H246ZM255 177H257V176H255ZM264 177V176H263ZM56 178V179H57ZM80 178V177H79ZM138 178V177H137ZM140 178V177H139ZM145 178H143V179H145ZM248 178V177H247ZM26 179H27V181H26ZM83 179V180H82ZM117 179V181H121V180H118ZM135 178H133L132 180H134ZM158 179V178H157ZM218 179H219V177H218ZM220 179H222L221 177H220ZM53 180V179H52ZM52 180H50L49 182H46V183H50ZM64 180V179H63ZM112 180H115V179H112ZM126 180V179H125ZM136 180V179H135ZM153 180H154V178L153 179H151V181L149 180V181H146V180H144L145 182H147L148 184H149V182H151V184L150 185H148L147 183H145V182H143V183H141V182H139V183H141V185H138L137 184V186H135V188L134 189H132L131 191L129 190V194L128 195H126V196H121V194L120 195H118V191L116 192V189L119 187V185H118V187L116 186L115 187V190L113 189V188H110L114 183H116L117 181H114V182H111V183H109V185L108 186H106V188L104 189V191H106L108 194H107V200L104 202V204L102 205V208L104 207V209H105V211L107 212V213H109L110 215L112 214L113 216L114 215H118V217H117V219L120 217V218H123V220H126L127 218V220L125 221V225H130V227L132 226V228H135V229H138V231H140V229H141V231H143L144 229H142V227H143V224L144 223H138V222H133V221H131L132 219H133V217L131 216V215H133L134 216V214H136L137 212H139L143 207V205L145 204V202H146V197H148L149 195H147V194H150L151 192L150 191H152V193H153V191H154V183H153ZM60 181V180H59ZM61 181H62V179H61ZM70 180H68V182H69ZM124 181V180H123ZM128 181V180H127ZM155 181H157V180H155ZM160 181V180H159ZM210 181H211V179H210ZM217 181V180H216ZM255 181V180H254ZM31 182V183H32ZM58 182V181H57ZM130 182H131V180H130ZM161 182V181H160ZM214 182V180L212 181V183ZM218 182V181H217ZM52 184V183H51ZM120 184H122V182H120ZM135 184V183H134ZM154 184V185H153ZM218 184V183H217ZM261 184V183H260ZM117 185V184H116ZM129 185H131V184H129ZM41 186V187H42ZM49 186V185H48ZM114 186V185H113ZM112 186V187H113ZM25 187V188H24ZM31 187H33V186H31L30 185V188ZM53 187V186H52ZM72 187V186H71ZM105 187V186H104ZM104 187H102V188H104ZM153 187V188H152ZM156 187H157V185H156ZM179 187V186H178ZM40 188V187H39ZM38 188V189H39ZM50 188V187H49ZM69 188H70V186H69ZM152 188V190H150ZM21 189V188H20ZM36 189V188H35ZM71 189V188H70ZM180 189H183V188H181L180 187ZM196 189V188H195ZM202 189V188H201ZM260 189V188H259ZM42 190V189H41ZM41 190L39 189V191H38V193L39 194H36V195H33L32 197H29V198H24V200H27V201H24V200H22L23 199V197H20V198H22L21 200L20 199H17L18 201H23V202H28V204H30L29 205V207L27 206V209H30V210H28L29 211V214H25L26 216H27V218H25V221L26 220H31V222H29L30 223V225H32L31 223H33L34 225H36V224H38L37 226L40 228V227H42V225H43V227L44 228H47L48 227V225L50 224L49 222L51 221V213L52 212H49L51 209H46V208H44V205H42V204H44L46 201L45 200H47V199H45L43 202L44 203H41V200L40 201H37V203L38 202H40V204L39 205H41V207H39L38 209H36L37 208V206L35 207V209H34V205L33 204H31V200H33V198H35L36 196H38V195H40V196H38V197H45L46 198V196H44V195H41L40 193H41ZM54 190V189H53ZM52 190V191H53ZM61 190V189H60ZM48 191V190H47ZM47 191H43V192H47ZM50 191V190H49ZM52 191H50L51 193H52ZM58 191V190H57ZM56 191V192H57ZM70 191V190H69ZM121 191V190H120ZM177 191H178V188L175 186V185H173V184H167V193L168 194H170V195H172L173 197H174V195L176 196V197H178L176 194H177ZM197 191H199V190H197ZM201 191V190H200ZM263 191V190H262ZM49 192V193H50ZM62 192V191H61ZM61 192H60V194H58V195H61ZM179 192V191H178ZM192 191H189V192H187L186 194L187 195H189L190 193H191ZM69 193V192H68ZM157 193H159V192H156V194ZM193 193V192H192ZM195 193V192H194ZM200 193V192H199ZM229 193V192H228ZM264 193V192H263ZM262 193V194H263ZM25 194H30V192H26ZM33 194H35V193H33ZM53 194H55V193H53ZM65 193H63V195H64ZM71 194V193H70ZM255 194V193H254ZM257 194H259V193H257ZM32 195V194H31ZM62 195V196H63ZM150 195H152V194H150ZM186 195V196H187ZM196 195V194H195ZM201 195V194H200ZM264 195V194H263ZM22 196V195H21ZM29 196V195H28ZM35 196V197H34ZM48 196V195H47ZM54 196V195H53ZM62 196H60V198L62 197ZM91 196H92V194H91ZM167 196V195H166ZM190 196V195H189ZM194 196V195H193ZM226 196V195H225ZM38 197L37 198H35V199H38ZM58 197V196H57ZM188 197V196H187ZM186 197V198H187ZM228 197H230V196H228ZM19 198V197H18ZM30 198H32L30 201H28ZM41 198H39V199H41ZM48 198V197H47ZM51 198V197H50ZM68 198V197H67ZM66 198V199H67ZM71 198V197H70ZM69 198V199H70ZM86 198V197H85ZM151 198H152V196H151ZM232 198V197H231ZM38 199V200H39ZM57 199H59V197L57 198ZM255 199V198H254ZM256 199H258V198H256ZM16 200V201H17ZM60 200H62V199H60ZM252 200V199H251ZM259 200V199H258ZM2 201V200H1ZM0 201V202H1ZM5 200H3L2 202H4ZM15 201V200H14ZM17 201V202H18ZM64 201V200H63ZM71 201H73V200H71ZM82 201V200H81ZM148 201V200H147ZM181 201V200H180ZM179 201V202H180ZM255 201V200H254ZM1 202V203H2ZM7 202H9V203H7ZM17 202H12L11 201V203H10V201H5V203H3L0 207H1V210H0V221L2 222H4V223H6L7 224V227H6V231L13 237L12 238V240L15 238H17V239H20V241L17 243L16 242V245H14L13 247H15V246H19L20 247V249L21 248H23V250L21 249V251L24 253V255H25V259H26V262H27V264H43V261L44 260H46V254L49 256V254L48 253H46L45 254V250L43 249V250H41V251H43V252H41V251H32V250H29L27 247V245L26 246H23L22 244H27V243H24V242H26V239H27V234L29 233H25V229H23L22 227L23 226H25V225H28V223H24L25 221H24V219H22V217H20V216H18L16 213H17V210H18V208H20V207H18L19 205L21 206V204H19V205H17ZM23 202H20V203H23ZM48 202V201H47ZM56 202V201H55ZM69 202V201H68ZM92 202V201H91ZM178 202V203H179ZM182 202V201H181ZM232 201H230L229 200V198H226V202H225V204H224V206L226 207V208H232V204H234V203H231ZM33 203H34V201H33ZM53 203V202H52ZM67 203V202H66ZM71 203V202H70ZM80 203V202H79ZM150 203V202H149ZM182 203H184V202H182ZM24 204V203H23ZM36 204V203H35ZM47 204V203H46ZM45 204V205H46ZM96 204V203H95ZM98 204V203H97ZM96 204V205H97ZM131 205V207H134V209L133 210H131V212H129L128 214H127V212H125L126 210L125 209H127V208H123L124 206L123 205ZM185 204V203H184ZM253 204V203H252ZM257 204V203H256ZM26 205V204H25ZM25 205H23V207H25ZM31 205L33 206L32 208L34 209V210H32V208H31ZM38 205V204H37ZM78 205V204H77ZM88 205V204H87ZM90 205V204H89ZM88 205V206H89ZM95 205V206H96ZM260 205H262V204H260ZM47 206V205H46ZM54 206H56V205H54ZM70 206H71V204H70ZM73 206V205H72ZM136 206H138V207H136ZM146 206H147V204H146ZM253 206V205H252ZM22 207V206H21ZM48 207V206H47ZM144 207H145V205H144ZM239 207V206H238ZM50 208H52L51 207V205H50ZM90 208V207H89ZM97 208V207H96ZM159 208V207H158ZM248 208V207H247ZM251 208V207H250ZM73 209V208H72ZM238 209V208H237ZM240 209V208H239ZM256 209V208H255ZM65 210V209H64ZM68 210V209H67ZM78 210V209H77ZM147 210H148V207H147ZM161 210V209H160ZM251 210V209H250ZM19 211V210H18ZM20 211H23L22 209H20ZM31 211V212H30ZM66 211V210H65ZM64 211V213H62L61 215L60 214H58V215H60L61 216V219L60 220H58V227L60 228V230H62L61 229V227L64 225V223H66V222H64L65 220H66V218H68L69 217V213L68 212H65ZM71 210H69V212H70ZM72 211H74V210H72ZM92 211V210H91ZM129 211V210H128ZM142 211V210H141ZM168 211V210H167ZM96 212V211H95ZM170 212V211H169ZM237 212V211H236ZM260 211H258L257 213H255V218L257 219V215L259 216V213ZM262 212V211H261ZM19 213V212H18ZM153 213V212H152ZM150 214V213H148V217H146V218H148V222L150 223V224H152L154 227L156 226V225H158V224H160V223H162L161 222V220H162V217H163V219H164V217L165 216H163L164 214L162 213V217H158L156 214ZM156 213H158V212H156ZM172 213V215H169V214H171ZM171 213H169L168 214V212L166 213V216H167V214L172 218L173 217V212L171 211ZM249 213V212H248ZM72 214V213H71ZM70 214V215H71ZM78 214V213H77ZM240 214V213H239ZM18 217H17V216ZM75 214H73V216H74ZM92 215V214H91ZM107 215V214H106ZM105 215V216H106ZM156 215V216H155ZM177 215H179V213L177 214ZM21 216H22V214H21ZM24 216V215H23ZM80 216V215H79ZM88 216V215H87ZM108 216V215H107ZM131 216V217H130ZM159 216H161L160 214H159ZM180 216V215H179ZM53 217V216H52ZM110 216H108V218H109ZM168 217V216H167ZM166 217V218H167ZM177 218H179V221H181L182 219L180 218V217H178V216H176ZM227 217V216H226ZM253 217V216H252ZM251 217V218H252ZM264 217V216H263ZM59 218V217H58ZM73 218H75L74 220H76L74 223H77V222H82V223H84V224H82L81 223V225L83 226H86V225H88L89 224V222L90 223H94V222H92L93 220L91 219V218H89V216L87 217V218H84V217H82V214H81V217L80 218H78V215H77V217L76 216H74ZM119 218V219H120ZM169 218V217H168ZM167 218V219H168ZM110 219H111V217H110ZM109 219V220H110ZM181 219V220H180ZM259 219V218H258ZM261 219V218H260ZM263 219V218H262ZM261 219V220H262ZM24 222H23V221ZM105 220V219H104ZM107 220V219H106ZM172 220V221H171ZM224 220V219H223ZM71 221V220H70ZM108 221V220H107ZM115 221V220H114ZM164 221V220H163ZM169 221V223H171V222H176L175 224H177V223H179L178 221H177V219L174 217L173 219H170V220H168ZM253 221V220H252ZM22 222H23V226L21 227V224H22ZM117 222V221H116ZM214 222V221H213ZM262 223V225H260L259 223H258V225H260V226H257V227H255V229L253 228V233L254 234H257L258 236H264V219H263V221H261ZM72 223V222H71ZM146 223V222H145ZM86 224V225H85ZM174 224V225H175ZM223 224V223H222ZM34 225H32V226H34ZM90 225V224H89ZM92 225V224H91ZM95 225V224H94ZM148 226V225H147ZM177 226V225H176ZM239 226V225H238ZM94 227V226H93ZM101 227V226H100ZM99 226L98 227H94V228H92L93 230H95L94 232H91V233H93V235H95V234H97V233H95V232H98V231H100L101 230V228H100ZM158 227V226H157ZM28 228V227H27ZM35 228V227H34ZM70 228V227H69ZM83 228V227H82ZM91 228V227H90ZM143 228H145V227H143ZM237 228V227H236ZM244 228V227H243ZM1 229V228H0ZM91 229V230H92ZM148 229V228H147ZM194 229H196L195 231H196V234L197 233H199L201 230H200V228H195L194 227ZM250 230L251 228L250 227H248L247 228V230ZM26 230H28V229H26ZM36 230V229H35ZM46 230V229H45ZM67 230H69V229H67ZM81 230V229H80ZM92 230V231H93ZM134 230V229H133ZM66 231V230H65ZM70 231H72V229L70 230ZM78 231V229L76 230V232L75 231H72L71 232V234L73 233V234H75L77 237L78 236H80L81 235V233H80V231L79 232H77ZM89 231V230H88ZM230 231V230H229ZM242 231V230H241ZM252 231V230H251ZM32 232H30V234H31ZM142 233V232H141ZM145 233V232H144ZM235 233L236 234H234V236H233V238H232V242L234 241V244H235V241L237 242V240H236V238L239 236L237 233L238 232H236L235 231ZM61 234V233H60ZM59 234V235H60ZM72 234V235H73ZM87 234V233H86ZM242 234V232L240 233V235ZM83 235V234H82ZM89 235V234H88ZM88 235H86V236H83V238H84V240H85V238L88 236ZM92 234L90 235V236H93ZM169 235V234H168ZM171 235V234H170ZM4 236V235H3ZM75 236V237H76ZM143 236V235H142ZM231 236V237H232ZM57 237H59V236H57ZM89 237V236H88ZM88 237H87V239H88ZM153 237V236H152ZM242 237V236H241ZM29 238H31V237H29ZM83 238H81V239H83ZM143 238V237H142ZM144 238H145V236H144ZM167 238V239H166ZM165 239H163V242L164 243H167L168 244V242L169 241H171V240H173V237H170V238H168V237H166ZM86 239V240H87ZM138 239V238H137ZM152 239V238H151ZM215 239V238H214ZM238 239V238H237ZM52 240V239H51ZM58 242H62L63 244L64 243H67V245H62V250L60 249V251L62 252L61 253V255L60 256H63V255H65L66 253L68 254V255H72V254H76L77 256H76V259H79V260H82L83 258H85L86 259V256L85 257H83V256H81L80 254H78L77 252H76V250L74 251V249H73V246L74 245H72L73 243H77L76 241H73V239H68L67 237H65V233L64 234H62V235H60V237L58 238ZM75 240V239H74ZM89 240V239H88ZM196 240V239H195ZM224 240H226V239H224ZM28 241V240H27ZM31 241V240H30ZM73 241V242H72ZM158 241V239H155V242H152V241H150L149 239H141V240H139V244H140V246L141 247H143V248H145V249H151V248H154L155 246H158V245H161V244H159L160 242H157ZM160 241V240H159ZM230 241V240H229ZM86 242V241H85ZM95 242V241H94ZM173 242V241H172ZM171 242V243H172ZM194 242V238H187L186 239V241H185V243H186V245H190V243H193ZM223 242H225V241H223ZM6 243V240H4V239H0V244H5ZM33 243V242H32ZM70 243V245H68ZM92 243V242H91ZM214 246H213V249L211 250V251H219V249H220V246L223 244L222 243V240L221 239H215L214 240ZM9 245V248L11 249V245H10V242H7L6 243V245ZM12 244V243H11ZM53 244H54V242H53ZM61 244V243H60ZM78 244V243H77ZM158 244V245H157ZM29 245V244H28ZM76 245V244H75ZM99 245H101V244H99ZM224 245V244H223ZM244 246V245H243ZM18 247V248H19ZM49 247V246H48ZM51 247V246H50ZM49 247V248H50ZM58 247V246H57ZM59 247H60V245H59ZM179 247V246H178ZM30 248V247H29ZM181 248H183V245H182V247ZM56 249V248H55ZM58 249V248H57ZM247 249V248H246ZM52 250H54V249H52L51 248V251L50 250H48V248H47V251H49V253L50 252H52ZM59 250V249H58ZM58 250H55V251H57V253H58ZM78 250V249H77ZM92 250V249H91ZM242 250V249H241ZM85 252V251H84ZM99 252H101V256H103V255H105V252L103 253V251L102 250H100V251H98V253ZM246 252V251H245ZM9 253V252H8ZM8 253H6V254H8ZM56 252H53L52 254H54V255H56L55 254ZM94 253V252H93ZM147 253V252H146ZM213 254H214V252H212ZM244 253V252H243ZM10 254V253H9ZM12 254V253H11ZM52 254H50V255H52ZM66 254V255H67ZM88 254V253H87ZM90 254V253H89ZM162 254V253H161ZM166 254H168V253H166ZM173 254V255H172ZM54 255H52L51 257H50V261H52L53 260V256ZM94 255H96V254H94ZM148 255V254H147ZM169 255H171V256H178V255H182V257L183 256H186V255H189L185 250H183V249H181V250H179V251H176V250H172V251H170V253L168 254V255H165V254H163L162 256H159V258L156 260V264H167V263H170V261H168V259H167V257L169 256ZM211 255V254H210ZM88 256V255H87ZM97 256V255H96ZM99 256V255H98ZM151 256H153V255H151ZM151 256H150V258H151ZM213 256V255H212ZM263 256V255H262ZM261 256V257H262ZM7 257H9V256H7ZM207 257H209V255H207V253L205 254H203V256H202V259L204 260V259H207ZM253 257V256H252ZM55 259L57 258L58 259V257H57V255L54 257ZM97 258H99V257H97ZM8 259V258H7ZM10 259V258H9ZM65 259V258H64ZM82 260V262L83 263H85V264H91L92 262L91 261H88V259L89 258H87L86 260ZM96 259V258H95ZM103 259V258H102ZM256 259V258H255ZM259 259V258H258ZM10 260H12V259H10ZM43 260V261H42ZM58 260H61V259H58ZM97 260H99V259H97ZM154 260V259H153ZM262 264H264V256L262 257ZM7 261V260H6ZM13 261V260H12ZM49 261V262H50ZM55 262L57 261V260H54ZM63 261V260H62ZM93 261V260H92ZM3 262V261H2ZM9 262V261H8ZM42 262V263H41ZM45 262V261H44ZM49 262L47 263V262H45L44 264H49ZM60 262V261H59ZM65 262V261H64ZM81 261H79V262H77V263H80ZM81 262V263H82ZM86 262H88V263H86ZM91 262V263H90ZM94 262V261H93ZM99 262V261H98ZM119 262V261H118ZM155 262V261H154ZM224 262H226V261H224ZM222 263V264H229L228 262L227 263ZM243 262V261H242ZM54 263V262H53ZM61 263V262H60ZM50 264H52V262H50ZM56 264V263H55ZM62 264V263H61ZM153 264V263H152ZM247 264H249V263H247ZM250 264H251V261H250ZM252 264H261V262L260 261H255V263H253L252 262Z\"/></svg>",
	"mask_w": 264,
	"mask_h": 264
}]
</instances>
